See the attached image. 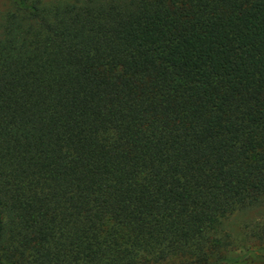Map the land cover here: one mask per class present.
<instances>
[{
  "label": "trees",
  "instance_id": "obj_1",
  "mask_svg": "<svg viewBox=\"0 0 264 264\" xmlns=\"http://www.w3.org/2000/svg\"><path fill=\"white\" fill-rule=\"evenodd\" d=\"M258 254L264 0H0V264Z\"/></svg>",
  "mask_w": 264,
  "mask_h": 264
},
{
  "label": "rangeland",
  "instance_id": "obj_2",
  "mask_svg": "<svg viewBox=\"0 0 264 264\" xmlns=\"http://www.w3.org/2000/svg\"><path fill=\"white\" fill-rule=\"evenodd\" d=\"M247 261H249L251 263L253 262V264H259L263 261V257H261V254L251 255ZM238 264H243V263H238Z\"/></svg>",
  "mask_w": 264,
  "mask_h": 264
}]
</instances>
